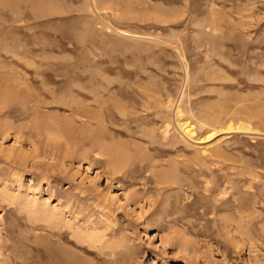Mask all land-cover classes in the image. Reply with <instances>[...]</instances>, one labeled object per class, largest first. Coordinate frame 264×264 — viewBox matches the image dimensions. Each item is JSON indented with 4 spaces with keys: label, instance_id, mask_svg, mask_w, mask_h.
Here are the masks:
<instances>
[{
    "label": "rangeland",
    "instance_id": "obj_1",
    "mask_svg": "<svg viewBox=\"0 0 264 264\" xmlns=\"http://www.w3.org/2000/svg\"><path fill=\"white\" fill-rule=\"evenodd\" d=\"M0 104V264H264V0H0Z\"/></svg>",
    "mask_w": 264,
    "mask_h": 264
},
{
    "label": "bare ground",
    "instance_id": "obj_2",
    "mask_svg": "<svg viewBox=\"0 0 264 264\" xmlns=\"http://www.w3.org/2000/svg\"><path fill=\"white\" fill-rule=\"evenodd\" d=\"M57 87H58V86H57ZM21 88H22V87H21L20 85H15V86H12V87H8V89H9L11 92H12V90H14V91H16L17 93H19V95L16 94L15 96L13 95L14 92L12 93V95L14 96L13 98H14L16 101L18 100V103L21 104V105L18 104L19 106H25V105L29 104L30 102L32 103V102L35 100V99L33 98V96H31V95H29V94H28V95H27V94L24 95V94H23V91H22L23 89H21ZM55 89H56V87H55L54 89H52V91H54ZM77 89H78V88H77ZM33 90H34V88H33ZM8 92H9V91H8ZM55 92H56V91H55ZM35 93H36V92H35ZM38 93L41 94L40 90L37 89V93H36V94L38 95ZM10 94H11V93H10ZM97 94H98V93H97ZM75 95H76V94H75ZM7 97H8V96H7ZM37 98L39 99V95L37 96ZM11 101H12L11 96L9 97V100H8L7 98H5L4 101H3V103H2L3 106H1L2 104H0V106H1V107H6V106H8L9 104H11ZM14 102H15V101H14ZM39 102H40V99H39ZM39 102L37 101L35 104H36V105H37V104L39 105V104H40ZM79 102L81 103V102H83V101H79ZM15 104H16V103H15ZM12 105H14L13 102H12ZM66 105L68 106L69 103H67ZM79 105H80V104H79ZM28 106H29V105H28ZM69 106H70V105H69ZM9 107H10V106H9ZM11 107H12V106H11ZM71 107H72V106H71ZM81 108H82V106L79 107V108H75V109H77L78 111L80 110V114L83 113L81 116L85 115L86 117L89 118V117H90V113L88 112L89 114H86L87 111H86V113H85V110H82ZM70 109H71V108H70ZM72 109H73V108H72ZM72 112H75V111H72ZM75 113L77 114V113H79V112H75ZM77 115H78V114H77ZM95 117H96V116H95ZM98 121H99V122H98V125H99V126L103 125V124L101 123L100 118H98ZM90 124H91V122H90ZM90 124H88V125H90ZM100 124H101V125H100ZM98 125H97V126H98ZM101 127H102V130H103V126H101ZM103 131H104V130H103ZM103 131H102V133H99L98 131H97V133H95V134L93 133L92 137L95 138L96 136H98V138H99V134L103 135ZM92 137H91V138H92ZM93 138H92V139H93ZM95 139H97V138H95ZM92 141H93V140H92ZM94 141H95V140H94Z\"/></svg>",
    "mask_w": 264,
    "mask_h": 264
}]
</instances>
